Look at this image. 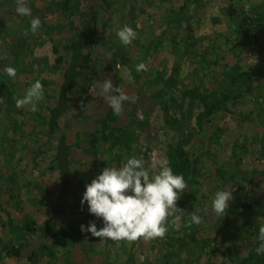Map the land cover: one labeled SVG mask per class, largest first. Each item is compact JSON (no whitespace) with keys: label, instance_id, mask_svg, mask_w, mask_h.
I'll list each match as a JSON object with an SVG mask.
<instances>
[{"label":"rangeland","instance_id":"rangeland-1","mask_svg":"<svg viewBox=\"0 0 264 264\" xmlns=\"http://www.w3.org/2000/svg\"><path fill=\"white\" fill-rule=\"evenodd\" d=\"M61 1L26 0L32 16L42 21L40 31L34 34L30 31L32 16L17 15L15 0H0V97L4 98L0 103V246L12 243L21 247L23 254L15 259L4 253L0 264H28L30 252L39 246L37 237L22 239L12 233L9 219L14 223H26L42 237L41 228L48 216L44 202L55 198L62 189L58 174L47 169L60 134L48 136L40 128L39 114L52 106L47 102L59 93L65 68L61 66L55 70L51 67L56 59L52 46L57 45L60 54L65 56L63 48L72 40L80 18L84 19L87 34L95 42L87 50L91 59L90 81L80 91L79 100L74 96L71 111L61 119L62 131H84L97 126L106 115L108 104L95 81L111 79L129 96L141 93L139 103L126 102L127 109L137 122L148 120V127L153 130L144 151L135 156L143 157L148 163L154 158L167 163L169 136L174 139L183 136L172 129L154 132L164 118L156 99L151 97L152 91L158 92L165 87L157 83L156 77L162 75L176 81L172 91L158 99L170 102L174 120H180L182 111L187 108L181 97L185 90L200 86L203 92L215 95L226 89L231 92L234 99L228 102L227 111L204 120L202 127L197 124L198 114L192 120L193 139L188 149L195 153L194 165L200 183L198 188L189 185L178 200L183 202L189 216L195 213L203 222L189 226L182 216L177 222L179 227L169 224L167 233L177 245V249H170L176 255L174 260L171 256L170 264H200L213 255L204 253L202 260L191 263L181 240H186L185 235L192 234L194 228L199 231V237L212 240V248L217 249L212 256L214 264H238L249 253V247L242 240L244 232L232 238L239 226L235 196L238 194L241 203L247 197H264V76L257 94L244 91L236 98L238 92L230 87L229 74L239 73L237 61L241 63L244 59L242 64L248 65L250 55H254L253 46L245 45L242 50L236 47L235 32L243 15L260 13L264 0H87L82 3V17L79 13L71 16L67 12L61 16L59 12L47 11V7ZM231 4L236 10L234 13L230 12ZM125 24L137 32V39L127 46L121 45L116 35ZM18 43L23 46L22 52L13 50ZM206 50L211 54L207 62L202 59ZM141 62L147 64V72L135 71V65ZM117 64L131 70V80L122 76V69H116ZM9 66L17 72L22 70L15 80L3 73ZM24 71L30 81L24 78ZM35 79L44 88V99L38 110L32 112L27 106L17 108L16 100L23 97ZM13 92L15 95L10 97ZM77 154L72 166L71 191L79 204L86 185L105 167L114 165L106 144H102L97 156V169L92 168V157ZM221 189L231 191L234 198L226 215L216 216L211 201ZM82 211L86 217L81 225L95 222L98 230L103 227L102 219L89 214L87 207ZM221 220L222 226L218 224ZM225 224L229 225L231 234L223 237L220 230ZM78 231L73 257L43 247L39 264H127L134 243L137 244L135 264H165L170 255L167 233L153 240L113 241L82 232L81 227ZM197 252L195 249L191 258H197Z\"/></svg>","mask_w":264,"mask_h":264},{"label":"trees","instance_id":"trees-1","mask_svg":"<svg viewBox=\"0 0 264 264\" xmlns=\"http://www.w3.org/2000/svg\"><path fill=\"white\" fill-rule=\"evenodd\" d=\"M84 1L87 0H63L47 7V11L50 13L59 12L61 16L66 15L67 12H70L71 16L79 13L80 17H82L81 8ZM229 9L232 13L236 12L232 4L229 6ZM87 29L84 19L80 18V24L73 30L74 36L72 40L63 48L66 51L65 56L60 54V48L57 45L52 46V55L53 57L56 56V59L55 64L51 67L55 70H59L61 66H65V68L63 69L59 93L50 102L48 100L47 103H50L52 106H47L39 114V117L41 119L40 128L45 130L48 136H53L58 132L60 134L55 153L51 157L50 165L47 169L49 172L58 174L62 189L55 198L44 202L48 216L41 228L42 237L36 235L37 230L29 228L26 223H14L9 219V229L16 236L22 239L37 237L40 240L39 246L35 247L27 257L28 264H39L40 252L43 247L63 251L68 257L74 256V241L78 235L81 223L86 217L82 215V213L84 214L82 208L87 207L86 205L82 206L81 203L77 204L78 200L72 196L71 178L72 166L75 164V155L83 153L87 154L86 156L92 157V168L97 169V156L102 144H106L107 152L111 157L113 165L119 166V163L125 157L135 154L140 155L144 151V146H147L146 143L152 139L150 135L153 130L149 129L148 120L137 122L133 114L127 109L126 102L124 104V114L122 113L121 116L117 117L113 115L108 106V111L104 118L98 122L97 126L89 130H73L68 132L61 130V119L71 111L74 96H78L79 100L82 96L80 91L85 88L86 82L89 83L90 81L91 59L87 50L95 42L93 37L87 34ZM235 33L237 35L236 47L242 50L245 45L253 46L254 55L253 57L250 55L251 59H248V65L242 64L244 59L241 63L237 61L239 73L235 75L229 74V85L232 88H236L238 92L236 98H239L244 91L255 95L262 88L259 83L264 76V5L261 7L258 15H243L240 18V24ZM21 48H23L22 44L18 43L13 50L19 49L22 52ZM210 55L209 51L206 50L202 59L207 62L210 59ZM18 72L22 73V70ZM24 72V78L30 81L31 78L29 79V75L26 74V71ZM225 75L227 76V74ZM156 80L158 81L157 83L164 84L165 87H162L158 92L152 91L151 97L156 99L164 118L154 132L156 133L165 129L181 132L182 138L174 139V137L170 136L168 138L166 150L167 164L172 167L176 174L184 176L187 187L190 185L198 188L200 182L194 165L196 161L194 158L195 153L188 149V145L193 139L191 132L193 129L192 120L198 114L197 124L202 127L204 120L208 121L216 114L218 115L220 112L227 111V104L234 97L228 89L219 95H215L203 92L200 86H194L181 92L182 103L183 105L187 104V108L182 111V118L180 120H174L170 114V102L158 101V99L161 96H167V91H172L176 81L174 79H166L162 75H158ZM36 81L37 79L32 82ZM14 92L10 93V97L15 95ZM140 95L136 96L139 97L136 101L137 103L141 101ZM183 105L180 107H183ZM262 155L264 157V154ZM223 176L225 177V172ZM241 191L243 193V189L239 192L241 193ZM235 197L237 198L236 205L239 206V221H237V223L239 222V226L236 232L232 234V238L234 239L238 233L244 232L248 236L244 235L242 240H244V243H248L249 247V253L247 256L241 258L238 264H264V256H257L255 253V249L259 246L257 239L259 227L261 224H264V197L263 199L254 198V196L252 198L247 197L245 202L242 203L240 198H238V194ZM177 206L184 210L181 200H177ZM183 216L188 221L190 216L187 213ZM218 224L220 226L224 225L222 220ZM220 232L223 237L229 236L231 234L229 225L225 224ZM185 237L186 240L181 241L184 243L183 247L186 249L191 263H197L202 260L205 253L208 256L213 255L205 262L202 260L200 264H214L212 256L217 252V249L212 248L211 239L199 237V231L195 228L192 234L185 235ZM166 238L168 239L166 245L168 246V253L170 255H168V260L166 258L165 264H170L171 259L173 258L174 260L176 256L174 251L170 249H177V245L173 244L174 239L168 233ZM132 246L133 248L127 264H135L134 255L137 244L134 243ZM234 248L233 246L231 250ZM195 249L199 252H197V258H191ZM4 253L15 259H19L23 255L21 247L17 248L12 243L0 246V257Z\"/></svg>","mask_w":264,"mask_h":264},{"label":"clouds","instance_id":"clouds-1","mask_svg":"<svg viewBox=\"0 0 264 264\" xmlns=\"http://www.w3.org/2000/svg\"><path fill=\"white\" fill-rule=\"evenodd\" d=\"M17 15L30 17L32 10L26 0H15ZM42 21L32 16L30 31H40ZM121 45H131L137 39V32L127 24L116 33ZM122 69V76L131 80V70L126 66L116 65ZM136 72H147V64L135 65ZM3 73L15 80L17 70L6 67ZM100 95L108 104L113 115L119 117L124 111L125 102L135 103L139 97L129 96L124 88L114 85L111 79L95 81ZM44 99V88L40 81L32 83L22 98L15 102L17 108L27 106L32 112L38 110ZM4 98L0 97V103ZM187 189V182L182 174H176L167 163L155 158L151 163L135 155L125 157L119 166L105 167L102 172L86 185L81 205L87 206L89 214L102 219L103 227L99 230L95 222L81 225L82 232H89L94 237L113 241H135L143 238L153 240L163 238L169 230V224L179 227L177 223L186 213L177 206L179 196ZM234 196L231 191L221 189L215 192L211 204L216 216H225ZM202 217L192 213L188 218L189 226L201 225ZM259 246L255 249L257 256H264V224L258 231Z\"/></svg>","mask_w":264,"mask_h":264}]
</instances>
